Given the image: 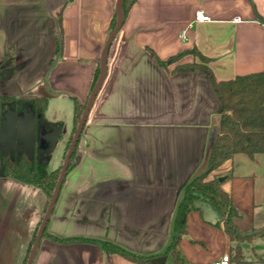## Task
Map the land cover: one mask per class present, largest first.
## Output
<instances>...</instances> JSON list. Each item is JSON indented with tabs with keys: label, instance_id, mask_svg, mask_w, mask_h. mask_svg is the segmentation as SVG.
<instances>
[{
	"label": "crops",
	"instance_id": "0c3cea01",
	"mask_svg": "<svg viewBox=\"0 0 264 264\" xmlns=\"http://www.w3.org/2000/svg\"><path fill=\"white\" fill-rule=\"evenodd\" d=\"M117 1L0 0V55L16 51L17 62L0 93L48 97L46 118L62 123L61 162L75 126L74 97L89 98ZM197 9L211 19L197 20ZM59 18L57 51L51 32L57 35ZM193 47L211 58L217 80L264 72V0H134L32 264H141L87 238L157 253L168 264L171 221L184 187L206 162L219 103L204 71H174V63L162 65L153 53L167 61ZM214 174L225 176L237 224L264 227V153H236ZM46 203L42 188L0 172V264H23ZM219 219L207 203L189 213L179 243L188 264L231 254L235 243ZM263 240L243 245L250 264H264V248H257Z\"/></svg>",
	"mask_w": 264,
	"mask_h": 264
},
{
	"label": "trees",
	"instance_id": "16d2710c",
	"mask_svg": "<svg viewBox=\"0 0 264 264\" xmlns=\"http://www.w3.org/2000/svg\"><path fill=\"white\" fill-rule=\"evenodd\" d=\"M134 0H123L122 9L125 18L129 7ZM60 24V18L58 19ZM117 24V13L113 20L112 30ZM51 36L56 44V50L62 47V36H57L51 32ZM157 61L162 65L174 63L180 58L194 54L200 59L206 60L207 64L200 67V63H178L174 71L191 72L202 70L213 82L216 92L221 101L218 110V120L216 121L217 132L206 158V166L203 172L197 173L184 187L173 219L171 221V237L164 254L171 257L172 264H188L179 248L181 239L187 233V217L194 209H199L202 203L210 204L219 214L226 233L235 243L232 246L231 259L237 264H250L243 250V245L258 238H264V227L253 229H242L236 222L239 212L233 202L232 195L223 187L224 180L221 175L211 173L236 153L244 152L254 157L257 153H264V72H254L250 74L237 75L228 80H217L209 65L211 58L202 53L197 47L184 50L172 56L167 61L161 60L156 53H153ZM101 67L97 68L94 78L93 90ZM17 74V62L8 60L0 64V84L10 82ZM91 94V92H90ZM90 96V95H89ZM48 97L7 95L0 93V122L4 119L8 109H13L17 113L27 110L33 111L36 118L41 116V127L43 132H48L53 128H61V122L49 121L45 116ZM86 102H80L74 97L75 126L70 135L64 156H66L77 125L86 107ZM54 149L48 141L42 140V145L36 146L34 153L30 155L27 151H19L17 148L0 150V172L9 178L17 179L21 182L35 185L42 188L49 200L57 184L60 168L49 169L50 157ZM76 151V150H75ZM75 152L71 158L68 171L75 166ZM37 231L33 237L36 238ZM48 236L47 228L44 235ZM57 241L77 240L79 237L64 238L57 235H49ZM111 253H118L125 258L141 263L152 264V259L157 253H137L120 243L107 238H87ZM34 242V241H33ZM30 250V249H29ZM262 256L261 259L262 260ZM257 259V260H259Z\"/></svg>",
	"mask_w": 264,
	"mask_h": 264
},
{
	"label": "water",
	"instance_id": "95a60500",
	"mask_svg": "<svg viewBox=\"0 0 264 264\" xmlns=\"http://www.w3.org/2000/svg\"><path fill=\"white\" fill-rule=\"evenodd\" d=\"M122 2L123 0L117 1V5H116L117 24L114 27V29L111 31L105 43V46L103 48L102 55H101V64H100L101 71H100L99 78L93 90L91 91V94L86 103L85 110L75 130L71 145L64 159L57 184L53 191V194L50 199L47 210L45 212V215L41 221L40 227L37 231L36 238L32 245V248H31L26 264L33 263V260L37 253L39 244L41 242L45 229L47 228V225L51 218V214L59 198V194H60L63 182L65 180V177L67 175L68 168L71 162V158L77 148V145L79 143V140L85 128L91 108L105 81V78L107 75L108 52L118 32L120 31L123 25V21H124ZM209 87H210L213 97L216 99L219 105H221V101L216 92L214 84L210 79H209ZM218 117L219 116L217 115L215 118L218 120ZM40 125H41V116L36 118L33 111L27 110L24 112L23 115H18L15 110L8 109V111L5 113V120L2 123L0 122V150L9 149V148H17L19 151L25 150L27 151V153L32 155L34 153L35 147L42 145V140L50 142L52 144V149H54L57 144L58 135L60 134L61 129L53 128L52 130L48 132H43V129ZM220 179L224 180L225 176H221ZM165 259H166L165 256H157V257H154L151 262L152 264H162L164 263Z\"/></svg>",
	"mask_w": 264,
	"mask_h": 264
},
{
	"label": "rangeland",
	"instance_id": "374dc122",
	"mask_svg": "<svg viewBox=\"0 0 264 264\" xmlns=\"http://www.w3.org/2000/svg\"><path fill=\"white\" fill-rule=\"evenodd\" d=\"M54 31L57 33V35L59 34V26H58V20H55L54 21ZM110 51V50H109ZM109 53V52H108ZM191 60L190 61H187V62H181V60H182V58H180L178 61H176V62H174V64H175V66H174V69H175V67H176V65L178 64V63H193V62H196V63H200L201 64V66L200 67H204V65H206L207 64V62H206V60H204V59H200V57H198V56H196V55H194V54H189V56H188ZM8 60H11V61H13L14 63L16 62V51H13V50H11V49H7V50H5L4 51V53L2 54V55H0V64H2V63H6ZM2 84V83H1ZM22 97H28V95H23ZM11 109V108H10ZM65 109H67V108H65V107H63V111L65 110ZM68 118V117H67ZM67 120V119H66ZM74 136V135H73ZM64 138V136H62L61 138H60V141H59V143H57L56 144V146H55V148H54V150H53V152H52V154H51V157H50V162H49V169H54L55 167H59V166H61V168H62V165H63V162H64V159H65V157L66 156H64V158H63V161L61 162V159H62V155H63V152H64V145H63V139ZM73 139V138H72ZM72 142V141H71ZM71 145V144H70ZM70 147V146H69ZM69 149V148H68ZM68 149H67V151H68ZM66 154H67V152H66ZM205 166H206V162H204V164L201 166V168L199 169V171L197 172V173H201V172H203L204 171V169H205ZM61 168H60V171H61ZM196 173V174H197ZM49 202H50V200H49V198H48V196H47V203H46V206H45V212H46V210H47V207H48V205H49ZM44 215H45V213H44ZM44 215H43V217H44ZM43 219V218H42ZM42 221V220H41ZM40 224H41V222H40ZM40 224H39V226H38V228H37V230L39 229V227H40ZM34 241V240H33ZM32 241V243H31V245H30V247H29V249L30 250H28V253H27V256H26V258H25V261L23 262V264H26V262H27V260H28V257H29V254H30V251H31V248H32V245H33V242ZM259 242V241H258ZM257 248H264V240L263 241H260L259 242V246L257 247ZM168 264H172V259H171V257H169V260H168V262H167Z\"/></svg>",
	"mask_w": 264,
	"mask_h": 264
},
{
	"label": "built area",
	"instance_id": "2783aa9c",
	"mask_svg": "<svg viewBox=\"0 0 264 264\" xmlns=\"http://www.w3.org/2000/svg\"><path fill=\"white\" fill-rule=\"evenodd\" d=\"M195 17L199 21H209L211 19L210 16L206 14L202 9L196 10ZM236 20H240V18L236 17ZM211 264H232L231 254L225 253L219 259L213 261Z\"/></svg>",
	"mask_w": 264,
	"mask_h": 264
},
{
	"label": "flooded vegetation",
	"instance_id": "af4514ba",
	"mask_svg": "<svg viewBox=\"0 0 264 264\" xmlns=\"http://www.w3.org/2000/svg\"><path fill=\"white\" fill-rule=\"evenodd\" d=\"M18 114H20V113H18ZM22 114V113H21ZM23 114H24V112H23ZM5 120V117H4V119L3 120H1V123L3 122Z\"/></svg>",
	"mask_w": 264,
	"mask_h": 264
}]
</instances>
